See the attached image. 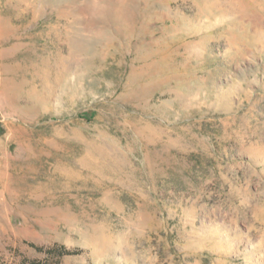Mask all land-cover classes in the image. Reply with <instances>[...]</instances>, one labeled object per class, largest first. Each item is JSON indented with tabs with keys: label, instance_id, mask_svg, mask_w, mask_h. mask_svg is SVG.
I'll return each instance as SVG.
<instances>
[{
	"label": "rangeland",
	"instance_id": "rangeland-1",
	"mask_svg": "<svg viewBox=\"0 0 264 264\" xmlns=\"http://www.w3.org/2000/svg\"><path fill=\"white\" fill-rule=\"evenodd\" d=\"M32 260L264 264V0H0V264Z\"/></svg>",
	"mask_w": 264,
	"mask_h": 264
},
{
	"label": "trees",
	"instance_id": "trees-1",
	"mask_svg": "<svg viewBox=\"0 0 264 264\" xmlns=\"http://www.w3.org/2000/svg\"><path fill=\"white\" fill-rule=\"evenodd\" d=\"M30 245H32L37 251L45 252L49 256H54V257H63L64 255L80 254L82 252V250L79 248L71 249L65 245L55 244L52 246H43L35 243H31ZM28 264H42V263L32 260Z\"/></svg>",
	"mask_w": 264,
	"mask_h": 264
}]
</instances>
